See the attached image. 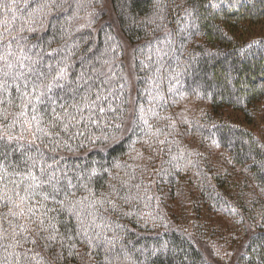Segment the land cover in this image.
<instances>
[{
    "label": "trees",
    "instance_id": "1",
    "mask_svg": "<svg viewBox=\"0 0 264 264\" xmlns=\"http://www.w3.org/2000/svg\"><path fill=\"white\" fill-rule=\"evenodd\" d=\"M108 1L110 10L104 0H15L14 10L0 7V35L11 39V30L21 37L29 55L39 59L37 67L47 72L48 65L55 71L57 64H67L62 87L49 94L57 106L79 101L89 90L115 88L109 97L113 110L105 104V112H94L91 120L85 110V119L67 132L54 129L60 133L55 152L51 144L40 145L62 177L58 199L65 191L74 193L72 201L87 197L85 225L93 219L88 203L103 201L96 208L101 227L85 232L74 211L50 201L57 240L48 249L40 240L24 247L40 252L43 264H264V145L244 125L254 123L257 107L264 112V36L252 30L264 21V0ZM118 33L134 51L133 95ZM15 97L14 87L0 90V116L6 109L7 122L19 111ZM187 99L211 110L179 121L172 110ZM140 106L147 125L139 118ZM40 109H47L45 119L51 117L47 100ZM227 110L242 115L244 123L224 118ZM188 126L221 149L219 161L212 162L202 145L190 151L183 140ZM26 150L24 141L0 145L6 162L20 167ZM185 191L196 218L207 209L237 220L230 252L207 254L204 240L188 229L192 225L172 222L162 200ZM209 234L204 239L213 248L216 238L227 242L221 228Z\"/></svg>",
    "mask_w": 264,
    "mask_h": 264
},
{
    "label": "snow or ice",
    "instance_id": "2",
    "mask_svg": "<svg viewBox=\"0 0 264 264\" xmlns=\"http://www.w3.org/2000/svg\"><path fill=\"white\" fill-rule=\"evenodd\" d=\"M0 7L14 10L15 0L12 5L0 4ZM19 31L23 32L25 29L21 27ZM8 35L11 39L0 35V90L15 88V100H19L16 107L19 111L7 122V110H2L5 114L0 116V145L7 147L9 144L24 141L27 150L23 154L24 167L8 164L7 152L0 153L3 157V162H0V208L7 210L0 212V250L3 251L0 264H43L40 252L34 248H25L24 245H36L37 240H40L44 242V248L48 249L52 242L57 240L59 230L54 222L56 218L49 215L56 209L50 208L49 202L59 204L62 210L67 207L68 210L74 211L87 232L93 225L101 227L95 221L97 203L102 205L103 201L88 203L87 208L92 211L87 212V215L93 219L90 224L85 225L81 216L84 213V201L88 198L72 201L69 195L74 193L65 191L64 198L58 199L62 192V177L57 174L53 164L47 163L40 145L48 147L51 144L50 151L55 152L60 147V141L57 139L60 133L53 131L54 129L59 127L67 132L75 123L85 119V110L89 113V120L94 112H105V104L109 110H113L109 97L115 94V88L110 87L107 93L103 90L94 93L89 90L79 101L57 106L49 94L53 89L62 87L60 81L67 75V64H57L55 71L52 65H48L45 72L37 67L39 59H33L20 43L21 37L12 36L11 30H8ZM119 87L123 89L124 85L120 84ZM46 100L51 111L49 119H45L47 109L45 114H41L40 109V105L45 104ZM2 103L4 101L0 100V104ZM8 103H14V100L10 99ZM143 112V106H140L139 118L147 125L148 120L144 118ZM17 126L19 132L16 131ZM45 139L48 144L44 143ZM68 187H74L71 181H68ZM77 205L80 206L79 211Z\"/></svg>",
    "mask_w": 264,
    "mask_h": 264
},
{
    "label": "rangeland",
    "instance_id": "3",
    "mask_svg": "<svg viewBox=\"0 0 264 264\" xmlns=\"http://www.w3.org/2000/svg\"><path fill=\"white\" fill-rule=\"evenodd\" d=\"M104 5L110 10L108 0H104ZM252 30H253V36H264V21L259 23V25L254 27ZM120 38L122 39L124 46L125 53L123 55V60L125 62L127 77L131 88L130 92L133 95L135 92V85H136V78L134 74V62H135L134 51L133 48L130 46V44L121 35ZM207 110H211L207 103L200 102L195 99H187L186 101L181 103L177 108L172 110V115L174 116L175 119H178L179 121L184 120L185 118L188 119L190 116L191 117L193 116V118L197 120L201 116H205ZM254 115H255L254 123L252 125H247V124L244 125L247 129L252 131L256 135V137L261 141V143H263L264 145V112H262V109H260V107H257L255 109ZM223 116L224 118L230 119L236 123H240V124L244 123L243 116L238 114L237 112L227 110L225 111V114ZM190 123L192 126L191 121ZM177 124L183 127L185 124L186 125L189 124V122L185 121L184 124H182V122H178ZM196 128L195 130L191 131L189 126L185 127L188 133H184L183 136L186 137L183 138V140L187 144H189L190 151L191 150L193 151L194 149L192 147L193 145L196 146L202 145L200 149L205 148L204 149L205 151H209V154L211 156L210 159H212V162H217V160L219 161V158L223 154L221 149L206 144L205 141L196 133ZM117 184L119 186V183H115L116 186ZM143 186L144 188H146L145 185ZM190 195L191 194L188 191H185L183 194L174 196L173 200L168 199L167 196H166L167 199L162 200L163 204H165L164 210L171 216L170 218L172 222H175L184 227H188L192 225V227H188V229L192 231L193 235L197 236L201 241L204 240L202 242L203 250L207 252V254L210 255V252H208L209 249H211L212 251L214 250L218 254H223V255L225 252H230L233 249V247L230 246L231 240H229V238L232 237L233 233L238 232V229L236 228L238 227L237 220L235 218L221 217L220 215L214 213L213 211L207 212L206 211L207 209L203 211V216L196 218L195 211L193 210L192 207L193 198H191ZM124 206L126 205L124 204ZM220 228H221V232L227 233L226 234L227 242H224V240L221 239L219 240L218 238H216L215 239L216 244L214 248L212 247V242L206 244L204 237H206L207 234L209 236H212V234L209 233L215 232L216 229H220ZM216 247L217 249L219 248L220 251H218Z\"/></svg>",
    "mask_w": 264,
    "mask_h": 264
}]
</instances>
